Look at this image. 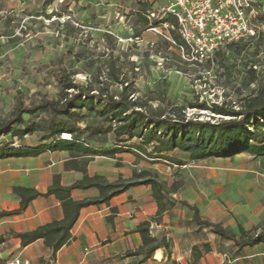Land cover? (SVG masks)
Masks as SVG:
<instances>
[{"label":"rangeland","instance_id":"obj_1","mask_svg":"<svg viewBox=\"0 0 264 264\" xmlns=\"http://www.w3.org/2000/svg\"><path fill=\"white\" fill-rule=\"evenodd\" d=\"M258 1L264 6V0ZM168 3L0 0V61L13 65L9 77L17 80L0 84V110H8L0 121L7 120L21 100L29 106L39 92L59 98L62 88L44 83L52 70H65L77 84L90 90L131 96L148 112L216 123L229 117L216 115L212 111L215 105L224 110H243L246 98L264 91V14L256 22L257 38L227 47L222 57L199 64L174 44L179 39L172 29V19L158 24ZM24 117L27 123L50 121L49 114ZM98 123L104 122L90 115L82 126ZM256 135L264 142L262 128ZM44 136V132L36 134L37 139ZM63 138L69 140L70 136ZM29 140L30 136L22 141ZM103 140V144L94 146H107V137ZM172 156L184 155L177 152ZM172 165L139 153L117 158L116 162L100 159L99 164L92 165V171L104 172L106 180L116 184L150 172L171 189L170 180L177 170ZM174 182L179 184L180 179ZM242 264L253 263L246 260Z\"/></svg>","mask_w":264,"mask_h":264},{"label":"crops","instance_id":"obj_2","mask_svg":"<svg viewBox=\"0 0 264 264\" xmlns=\"http://www.w3.org/2000/svg\"><path fill=\"white\" fill-rule=\"evenodd\" d=\"M10 75L13 65L1 60L0 84L17 81ZM7 111L0 110V118ZM36 134L30 135L29 141L20 140L18 149L53 142L47 136L37 139ZM129 155L133 154L96 156L89 161L87 173L104 177V172L92 171V165L99 164L100 159L116 162ZM72 160L69 151L60 150L0 158V263L19 258L32 264H242L246 260L264 264V243L242 246L222 239L206 225H220L238 239L241 229L253 237L264 228V159L252 153L199 162L183 159L184 165H172L177 170L166 200L173 205L160 208L151 186L131 187L108 202L83 209L70 240L58 251L43 240L23 247L19 234L63 220L64 210L54 195L40 196L22 208V198L15 189H35L45 194L55 176L60 177L62 185H72L83 178L81 172L67 168ZM178 179L180 183L174 185ZM99 196L97 189L72 192L75 201ZM147 224L157 242L154 244H166L155 253L140 252L144 242L138 229Z\"/></svg>","mask_w":264,"mask_h":264},{"label":"trees","instance_id":"obj_3","mask_svg":"<svg viewBox=\"0 0 264 264\" xmlns=\"http://www.w3.org/2000/svg\"><path fill=\"white\" fill-rule=\"evenodd\" d=\"M170 19L175 24V20L170 16L163 20ZM163 20L158 21V24ZM177 36L179 41L175 43L181 45L182 39L178 33ZM243 43L245 42L232 44L228 48ZM223 52V50L217 52L214 60L222 57ZM44 83L46 86L56 83L61 87L59 98L39 92L31 99L29 106L21 100L11 116L5 121H0V137H18L22 141L25 137L44 132L47 137L53 139V142L33 149L0 146V158L37 156L42 150L69 151L74 160L66 165L67 168L81 172L83 178L70 186H64L60 177L55 176L52 186L45 194L35 189H15L16 194L22 198V208H26L40 196L54 195L61 201L64 210L63 220L32 232L19 234L18 238L23 247L43 240L46 246L58 251L70 240L71 231L83 209L108 202L131 187L151 186L160 208L173 205L166 200L170 190L163 182L151 177L150 172H142L133 180L120 184L110 183L103 176H89L87 165L96 156L115 158L121 153L133 155L143 153L154 160H163L179 166L184 165L183 159L199 162L213 158H232L241 153H252L264 158V142H260L256 135L261 128L264 130V91L255 97L246 98L243 110H224L215 105L212 111L216 115L229 118L213 123L197 119L187 120L185 116L179 114L169 116L161 111L148 112L131 96L123 93L119 97L112 96L90 90L84 84H77L65 70H52L45 76ZM128 86L129 84L126 87ZM40 113L49 114L50 121L40 124L26 122L25 115L36 116ZM90 115L101 118L104 123L82 126L83 120ZM63 135L70 136V139L62 138ZM105 136L108 145L95 147L94 145L103 144ZM177 152L184 156H172ZM89 189H97L100 196L82 201H75L72 198L73 191ZM206 225L212 227L213 233L222 239L242 246L264 243V229L253 237L241 229V237L238 239L236 234L220 225L209 222ZM144 226L138 229L144 242L140 252L155 253L161 245L166 244H154L156 240L151 237L149 225Z\"/></svg>","mask_w":264,"mask_h":264},{"label":"built area","instance_id":"obj_4","mask_svg":"<svg viewBox=\"0 0 264 264\" xmlns=\"http://www.w3.org/2000/svg\"><path fill=\"white\" fill-rule=\"evenodd\" d=\"M263 14L264 6L258 0H169L161 20L168 16L175 20L172 29L183 43L174 44L194 61L203 64L213 61L217 52L232 44L257 38L256 22ZM19 142L18 137H0V146L18 148ZM3 264L32 263L17 258Z\"/></svg>","mask_w":264,"mask_h":264},{"label":"bare ground","instance_id":"obj_5","mask_svg":"<svg viewBox=\"0 0 264 264\" xmlns=\"http://www.w3.org/2000/svg\"><path fill=\"white\" fill-rule=\"evenodd\" d=\"M65 136V135H64ZM67 137V136H66ZM70 139V138H69Z\"/></svg>","mask_w":264,"mask_h":264}]
</instances>
